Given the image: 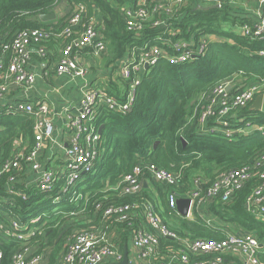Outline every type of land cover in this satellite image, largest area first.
<instances>
[{
    "label": "trees",
    "instance_id": "1",
    "mask_svg": "<svg viewBox=\"0 0 264 264\" xmlns=\"http://www.w3.org/2000/svg\"><path fill=\"white\" fill-rule=\"evenodd\" d=\"M65 1L70 11L64 17L42 22L40 17L55 13L63 0H0V43L10 42L19 32L29 35L34 31L60 32L76 5L84 6L86 20L98 14L107 45V57H104L107 61H118L134 46L138 49L146 41L155 43L154 39L159 36H167L151 28L150 23H146L142 39H136L127 32L121 10L126 5L137 6L138 0ZM193 2L187 0L184 6L176 9L169 23L177 33L168 36L163 43L168 40L172 43L208 41L203 54L178 65L160 59L144 72L128 114L100 113L97 126L102 128L96 174L85 177L76 185V192L81 194L77 202L70 203V194L55 202L58 188L52 193H42L36 184L28 188L17 186L27 197L22 200L11 195L5 186L10 184V177L22 179L27 172L2 175L0 224L7 226L15 219L37 228V232L25 240L4 238L0 232V264H11L15 253L24 248H29L32 253L47 252L48 257L43 264H58L67 237L99 226L103 209L109 203L135 201L133 198L117 199L109 188L120 177L130 174L135 166L144 164H152L180 176L179 187L165 188L153 183V192L144 190L140 199L149 202L162 222L178 237L222 241L229 232L252 233L261 245L258 257L264 264V222L257 219L252 208L245 207L247 197L259 184L257 178L234 193L227 204L222 205L217 200L211 203L209 211L216 224L199 215L194 221L181 218L168 207V193L181 197L192 192L196 178L205 183L202 186L205 191L220 173L251 164L264 153V102L261 111L250 110L252 103L242 109L243 121L234 123L232 127L236 130L261 127L263 130L235 134L228 139L219 134L201 132L198 123L205 98L217 84L234 76H239L243 85L239 91L232 88V93L240 92L250 84H263L260 94L264 95V54H260L264 52V33L261 40L245 37L240 29L244 25H255L251 17L235 14L223 5L201 8ZM223 25L228 29H223ZM32 43L34 47L44 45L47 50L62 46L61 40L54 38ZM170 45L163 46L168 51ZM118 90L114 87L107 92L122 100ZM8 105L0 107V169L19 152L28 154L34 144L33 117L18 112L9 114ZM155 142H158L156 147ZM140 200L135 201L137 205L142 202ZM96 204H100V209L95 208ZM56 208V212L51 211ZM134 222L133 228H128L126 223L114 224L113 242L123 252L132 229L137 226ZM107 223L111 225L112 221ZM179 249L181 246L172 240L159 242L160 255L171 256Z\"/></svg>",
    "mask_w": 264,
    "mask_h": 264
},
{
    "label": "built area",
    "instance_id": "2",
    "mask_svg": "<svg viewBox=\"0 0 264 264\" xmlns=\"http://www.w3.org/2000/svg\"><path fill=\"white\" fill-rule=\"evenodd\" d=\"M187 0H138L137 6L126 5L122 8V16L126 30L136 39L144 37L146 23L151 28L161 31L152 41L135 46L118 60L113 67L112 76L119 87L124 86L123 99H116L108 94L105 88L91 85V71L81 61V52L91 51L94 57L107 53V45L102 36L99 16L96 13L86 20L84 6L76 5L66 26L60 31L42 33L34 31L17 33L10 42L0 43V107L7 106L9 114L16 112L33 117L34 144L29 153L19 152L9 159L0 169V179L9 172H27L24 178L16 176L9 178L7 190L11 195L26 200V195L19 191L18 185L28 188L22 181L33 176L34 184L42 193H52L58 188L56 201L70 194L71 202H77L81 194L76 192V185L87 176H94L97 166L98 147L100 144L101 126H97L102 111L126 115L133 106L134 92L146 71L145 66L152 67L160 59L171 65L191 61L204 52L208 41H179L172 43L166 40L177 32L169 23L176 9L186 4ZM208 4L215 0H202ZM259 11L264 8V0H258ZM221 7V4H217ZM154 20L151 21L152 18ZM240 32L245 37L261 40L264 33V12L262 11L253 27L244 25ZM51 38L61 40L58 57L54 61V72L57 77L66 76L80 81L81 99L77 108L70 111L64 109L67 119V142L63 143L54 134L50 105L47 101L29 103L25 101L13 103L16 90H31L37 81V74L29 67L32 56L47 63V48L43 45L34 47L32 42L49 41ZM171 44L167 51L163 45ZM260 54H264L261 52ZM49 56V57H48ZM263 84L248 85L242 91L232 93L229 81L217 84L203 101V110L199 116L201 132L219 134L231 139L235 134H246L244 129H232L234 123L243 121L240 111L253 103L260 95ZM263 109V106H262ZM254 130H263L258 127ZM57 148L59 154L46 155L47 149ZM22 164L24 167H22ZM259 181L246 199L247 208H252L257 219L264 222V153L260 154L251 164L243 165L220 173L205 191V184L200 178L193 181L194 189L179 197L170 192L167 195L168 207L177 213V200L185 198L190 205L185 217L194 221L196 215L204 218L202 209L209 210L213 201L225 205L232 195L240 191L253 178ZM20 178V177H18ZM179 174L159 169L152 164L137 165L130 174L119 178L118 182L109 188L115 198L141 199L144 190L153 192L152 184L160 187H179ZM22 183L24 185H22ZM129 203H109L102 212L99 226L80 230L67 237L58 264H117L123 260L121 251L113 242L115 237L114 224L126 223L128 228L134 227L129 236L133 254L128 257L129 264H261L259 260L260 247L258 239L252 233H227L222 241L188 240L178 237L158 217L154 207L143 200L140 205ZM209 206V207H208ZM100 209V204H96ZM197 213V214H196ZM178 214V213H177ZM112 221L111 225L107 222ZM208 222H210L208 220ZM213 222V220H212ZM37 228L22 224L18 220L10 221L9 225L0 224V232L4 238L25 240L36 234ZM16 233H19L15 235ZM40 235V234H39ZM172 240L181 246L178 252L171 256L160 255V240ZM211 256L210 258H206ZM48 253L30 252L24 248L15 253L11 264H43ZM1 259V255H0Z\"/></svg>",
    "mask_w": 264,
    "mask_h": 264
},
{
    "label": "crops",
    "instance_id": "3",
    "mask_svg": "<svg viewBox=\"0 0 264 264\" xmlns=\"http://www.w3.org/2000/svg\"><path fill=\"white\" fill-rule=\"evenodd\" d=\"M200 1V0H199ZM198 1V3H199ZM197 0H195V3ZM201 2V1H200ZM202 4H196L195 6L201 8H208L211 6H217L221 4L227 7L230 11L235 14H240L243 16H248L256 22L259 14L263 11H259L258 0H215V3L208 4L207 2L202 1ZM70 11L68 3L63 0V2L57 7L55 11L56 18L54 20L61 19ZM237 31V29H234ZM216 38H212L215 40ZM58 48H53L48 50L49 58L47 63L45 60L42 61L37 58L34 54L31 58L29 67L32 71L37 74V81L33 89L31 90H16L13 103L15 102H29L36 103L40 101H47L50 105V114L54 126L55 137L58 138L61 142H67V119L64 109L68 108L70 111H74L81 99V90H80V81L72 80L69 77L62 76L57 77L54 72V61L58 57ZM104 56L107 57V53L101 57H94L92 52L83 51L81 52V61L89 67L91 71V76L89 82L91 85L103 86L106 90L114 89L116 87L120 91L121 95L125 93L124 86L119 87L112 76L113 67L117 61H107L104 59ZM233 85H236V90L239 91L240 86H237L241 82L239 76H234L229 80ZM234 88V87H233ZM57 148L54 150H48L46 155H50L51 152L54 153L55 157L59 154ZM24 184L27 183L29 187L34 186L33 176L28 173V176L25 180L22 181ZM22 183V185H24ZM209 207V206H208ZM202 213L206 218H214L211 212L207 209H202ZM206 221H212L210 219H205ZM125 248V247H124ZM128 257H131L133 254V248H131L130 243L128 242L127 246Z\"/></svg>",
    "mask_w": 264,
    "mask_h": 264
},
{
    "label": "water",
    "instance_id": "4",
    "mask_svg": "<svg viewBox=\"0 0 264 264\" xmlns=\"http://www.w3.org/2000/svg\"><path fill=\"white\" fill-rule=\"evenodd\" d=\"M217 7V6H215ZM56 18L55 13H51V14H46V15H42L40 17V20L42 22H49V21H53ZM146 70L148 69V66H145ZM263 102H264V95L260 94L258 95L255 100L253 101V103L250 106V110L252 111H261L262 110V106H263ZM158 145V142H155L154 147H156ZM5 188L7 189V186H5ZM190 205V200L189 199H185V198H179L177 200V213L178 215L185 217L188 211ZM247 208V205L245 206ZM117 264H129L128 262V252H127V248H124V252H123V260L120 263Z\"/></svg>",
    "mask_w": 264,
    "mask_h": 264
},
{
    "label": "rangeland",
    "instance_id": "5",
    "mask_svg": "<svg viewBox=\"0 0 264 264\" xmlns=\"http://www.w3.org/2000/svg\"><path fill=\"white\" fill-rule=\"evenodd\" d=\"M198 1H199V0H197V2L195 3V0H194V2H193L194 5L199 4V3L202 4V3H201L202 0H200L201 2L199 1V3H198ZM194 5H193V6H194ZM222 28L226 30V29H228V26L223 25ZM104 57H106V56H104ZM104 59H105V58H104ZM113 62H114V61H113ZM242 85H243V84H241V82H239V83L237 84V86H240V87H242ZM100 87L104 88V87L101 86V85H100ZM233 87H236V85H233ZM251 131H253V129H251V128L245 129V133H250ZM57 210H58V208H56V209H54V210H51V211L56 212ZM204 218H205V219L213 220L214 223L216 224V220H215L214 218H206L205 216H204Z\"/></svg>",
    "mask_w": 264,
    "mask_h": 264
}]
</instances>
